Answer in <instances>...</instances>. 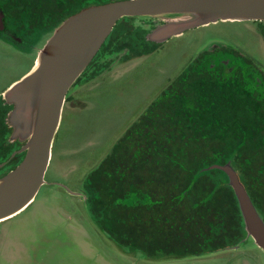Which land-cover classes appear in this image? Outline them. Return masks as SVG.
Wrapping results in <instances>:
<instances>
[{"label":"trees","instance_id":"16d2710c","mask_svg":"<svg viewBox=\"0 0 264 264\" xmlns=\"http://www.w3.org/2000/svg\"><path fill=\"white\" fill-rule=\"evenodd\" d=\"M259 30L264 37V25ZM117 39L106 37L76 81L124 49V59L151 50L140 51L131 40L117 45ZM205 53L165 86L86 177L87 200L101 227L150 258L200 254L243 240L236 197L212 164L229 162L247 192L255 171L264 199V97L241 70L222 61L200 63Z\"/></svg>","mask_w":264,"mask_h":264},{"label":"rangeland","instance_id":"374dc122","mask_svg":"<svg viewBox=\"0 0 264 264\" xmlns=\"http://www.w3.org/2000/svg\"><path fill=\"white\" fill-rule=\"evenodd\" d=\"M121 19L114 30H127L129 40L137 34L143 42H148L147 33L157 23L154 17ZM258 26L254 20L198 25L170 36L147 54L128 60H122L126 50L110 55L107 69L92 79L85 75L77 80L66 93L44 182L9 221L12 232L28 250L24 258H15L14 264H33L32 258L39 264H264V251L250 236L215 251L147 257L140 249L121 246L101 227L84 188L87 175L113 144L200 52L213 48L234 51L242 70L249 69L263 79L258 89L264 96V37ZM50 32L22 36L21 42L0 36V92L32 70ZM123 39L122 33L116 44ZM245 58L251 63H241Z\"/></svg>","mask_w":264,"mask_h":264},{"label":"water","instance_id":"95a60500","mask_svg":"<svg viewBox=\"0 0 264 264\" xmlns=\"http://www.w3.org/2000/svg\"><path fill=\"white\" fill-rule=\"evenodd\" d=\"M123 17L157 18L147 39L162 42L217 20L264 21V0H110L83 6L63 18L39 48L32 70L3 92L12 104L7 116L11 138L23 142V155L0 176V220L22 210L43 184L66 93ZM211 168L227 177L244 238L250 236L264 251V222L237 172L229 162Z\"/></svg>","mask_w":264,"mask_h":264},{"label":"flooded vegetation","instance_id":"af4514ba","mask_svg":"<svg viewBox=\"0 0 264 264\" xmlns=\"http://www.w3.org/2000/svg\"><path fill=\"white\" fill-rule=\"evenodd\" d=\"M94 1L95 0H2L0 1V36L9 41L21 42L22 36L24 38H30V36L32 35L36 36L35 34L37 32L41 33L45 31L47 32L52 31L51 29L54 28L56 22L62 19L64 16L65 17L68 16L69 14L77 11L83 6L93 4ZM258 24L259 26L264 25L262 23H258ZM259 26H258V30H259ZM122 33L124 34V38H125L123 39L122 42L125 45H127L128 44L127 40H129L126 36L128 34L127 30H122L118 28V30L113 31L112 34L110 32V35H112L113 41H115L117 38H118L117 41H120L122 39ZM135 36L139 37L137 36V34H135ZM130 40L132 45L138 47L139 50L147 48L149 44H152L150 48H147V49H151L149 52L158 48L160 46L159 43H161L149 39H147L148 42H143L141 41V37H139L136 42H133V39ZM123 48H125V46ZM202 52H206L205 53L206 55L200 58V60L203 61L200 63H203V65L208 64L210 66H213V64H215L216 62L222 61L223 65L226 66L227 64L230 69L233 68L235 70H239V71L241 70V72L243 73V77L246 78V80L248 79L249 76H250L249 78H253V79L255 78L256 81V82L254 81L255 86H252L251 90L257 92L260 96L263 95L261 93L262 90L258 89L259 86L260 87L262 86L263 79L259 76V74H255V72H252L249 69L245 68L246 70L245 69L242 70L239 67V64L237 63V58L234 51L225 48H220V49L213 48L211 50H204ZM198 55L192 57L184 65V67L181 68V70L177 73V75L185 69L193 68L196 64L195 61L198 58ZM132 57H136V56H132ZM128 59H130V57L124 60H128ZM106 60H103L101 66H98L99 69L95 68L93 71L92 70L88 71V76H90L89 79L96 77V74H99L100 72L108 68V65L107 67H105L106 64H104ZM242 60L243 61L241 63L243 64L251 63V61L246 58ZM3 91L4 89L0 92V176H2L8 170H10L22 158L23 155V152H20V148L23 142L19 141L17 138H11V127L9 126L7 116L9 110L12 108V104L7 102L6 99L3 97ZM65 100H67V96ZM250 178H251L250 179L251 188L247 193L249 194L256 210L258 211L264 222V199L260 201L259 178L256 176L255 171H252ZM86 182L87 180L85 179L84 188L86 192V201L88 202L87 196L89 189L86 187Z\"/></svg>","mask_w":264,"mask_h":264},{"label":"crops","instance_id":"0c3cea01","mask_svg":"<svg viewBox=\"0 0 264 264\" xmlns=\"http://www.w3.org/2000/svg\"><path fill=\"white\" fill-rule=\"evenodd\" d=\"M14 215L0 220V264H14L15 258H24L28 253L19 235L14 234L11 230L9 221L14 219ZM30 261L33 264H39L36 258L30 259Z\"/></svg>","mask_w":264,"mask_h":264}]
</instances>
